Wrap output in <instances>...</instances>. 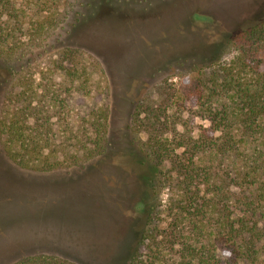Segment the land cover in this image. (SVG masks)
Here are the masks:
<instances>
[{
	"label": "trees",
	"instance_id": "16d2710c",
	"mask_svg": "<svg viewBox=\"0 0 264 264\" xmlns=\"http://www.w3.org/2000/svg\"><path fill=\"white\" fill-rule=\"evenodd\" d=\"M97 1L0 0V62L9 71L1 147L21 168L84 167L112 149L110 86L98 88L96 107L70 102L89 96L100 59L60 40ZM228 51L227 60L193 66L191 99L209 122L197 132L174 113L167 80L156 102L132 104L128 137L149 165L154 201L130 264H223L219 246L226 264H264V19L234 33ZM47 55L49 65L36 69L32 60ZM12 264L81 263L39 252Z\"/></svg>",
	"mask_w": 264,
	"mask_h": 264
},
{
	"label": "rangeland",
	"instance_id": "374dc122",
	"mask_svg": "<svg viewBox=\"0 0 264 264\" xmlns=\"http://www.w3.org/2000/svg\"><path fill=\"white\" fill-rule=\"evenodd\" d=\"M94 3L100 4L84 7L77 27L60 40L100 59L104 72H94L89 96L75 93L70 102L74 109L81 103L96 107L98 88L110 86L112 149L84 167L40 172L11 161L0 136V264L39 252L58 253L81 264H130L154 201L146 179L149 165L128 137L133 102L144 96L156 102L167 80L177 94L173 111L178 119L195 132L207 126L191 99L193 66L229 59L230 37L264 19V0ZM51 59L47 55L41 65L32 62L42 69ZM8 72L0 62V120ZM226 253L219 246L223 264Z\"/></svg>",
	"mask_w": 264,
	"mask_h": 264
}]
</instances>
